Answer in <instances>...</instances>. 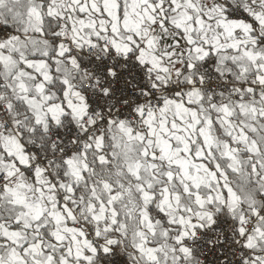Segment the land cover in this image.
Wrapping results in <instances>:
<instances>
[{
    "label": "snow or ice",
    "instance_id": "6c2138e0",
    "mask_svg": "<svg viewBox=\"0 0 264 264\" xmlns=\"http://www.w3.org/2000/svg\"><path fill=\"white\" fill-rule=\"evenodd\" d=\"M0 264H264V0H0Z\"/></svg>",
    "mask_w": 264,
    "mask_h": 264
}]
</instances>
